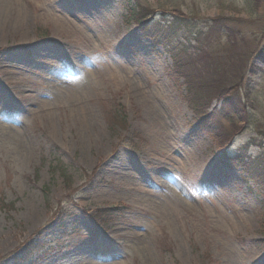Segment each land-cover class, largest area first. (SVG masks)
Returning a JSON list of instances; mask_svg holds the SVG:
<instances>
[{"label":"rangeland","instance_id":"374dc122","mask_svg":"<svg viewBox=\"0 0 264 264\" xmlns=\"http://www.w3.org/2000/svg\"><path fill=\"white\" fill-rule=\"evenodd\" d=\"M139 1L249 12L243 0ZM252 62L254 124L224 152L120 0H0V264H264V189L225 159L264 145V64Z\"/></svg>","mask_w":264,"mask_h":264},{"label":"trees","instance_id":"16d2710c","mask_svg":"<svg viewBox=\"0 0 264 264\" xmlns=\"http://www.w3.org/2000/svg\"><path fill=\"white\" fill-rule=\"evenodd\" d=\"M243 1L249 8L243 17L224 14L198 17L184 12L174 3L157 10L139 0H120L127 18L135 22L142 36L161 46L171 58L173 71L183 79L184 99L194 114L196 125L213 136L218 148H224V152L236 134L254 124L249 111V106L254 108L253 88L245 77L248 72L253 74L254 70H260L252 59L264 64V14L259 15L256 8L259 0ZM212 39L224 41L221 47L218 46L220 53L207 44ZM213 101L219 103L218 108L210 107ZM252 144L259 148L262 143L251 138L234 156L225 154V159L254 177L264 189V145L254 158H250L246 150ZM65 181L66 186H70L68 177ZM114 211L113 206H107L91 216L99 225L103 223L100 215L107 218ZM260 226L264 231V216ZM40 247L41 244H31L25 248V256Z\"/></svg>","mask_w":264,"mask_h":264},{"label":"bare ground","instance_id":"6f19581e","mask_svg":"<svg viewBox=\"0 0 264 264\" xmlns=\"http://www.w3.org/2000/svg\"><path fill=\"white\" fill-rule=\"evenodd\" d=\"M16 20H18V18H16ZM204 168V167H203ZM204 169H206V168H204Z\"/></svg>","mask_w":264,"mask_h":264}]
</instances>
